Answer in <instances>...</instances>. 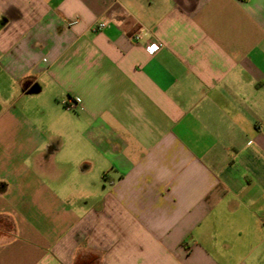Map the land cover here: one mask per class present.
Listing matches in <instances>:
<instances>
[{
    "label": "crops",
    "instance_id": "1",
    "mask_svg": "<svg viewBox=\"0 0 264 264\" xmlns=\"http://www.w3.org/2000/svg\"><path fill=\"white\" fill-rule=\"evenodd\" d=\"M0 264H264V0H0Z\"/></svg>",
    "mask_w": 264,
    "mask_h": 264
},
{
    "label": "built area",
    "instance_id": "2",
    "mask_svg": "<svg viewBox=\"0 0 264 264\" xmlns=\"http://www.w3.org/2000/svg\"><path fill=\"white\" fill-rule=\"evenodd\" d=\"M109 23H110V19L103 17L97 23L96 29L101 31L105 27H107ZM131 37L133 40L139 41L140 39L143 38L142 30L135 32ZM159 49H160V45L156 42H151L146 45V50L150 55L155 54L156 52H158ZM79 101H80L79 99H76L75 102L78 103Z\"/></svg>",
    "mask_w": 264,
    "mask_h": 264
}]
</instances>
